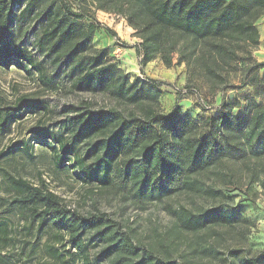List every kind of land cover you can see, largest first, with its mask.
Returning <instances> with one entry per match:
<instances>
[{
  "label": "trees",
  "instance_id": "obj_1",
  "mask_svg": "<svg viewBox=\"0 0 264 264\" xmlns=\"http://www.w3.org/2000/svg\"><path fill=\"white\" fill-rule=\"evenodd\" d=\"M106 1L113 4V9L108 11L123 16L141 40L136 48L141 67L160 56L164 65L171 68L177 56V65L185 64L188 68L186 88L198 91L193 86L198 83L207 87L208 81L214 95L233 88L231 75L239 70L240 62H247L246 77L251 75L253 91L244 101L239 98L224 101L217 115H209L202 121L183 114L181 108L167 116L161 112L159 102L163 94L161 83L141 79L152 86L142 94L138 85L140 79L131 82L124 74L115 76L113 66L105 64L102 56L94 55L90 68L86 67L88 64H78L84 67L77 80L79 87L89 92H111L124 102L128 111L113 107L75 115L68 120V126L73 129L70 141L49 130L39 133L54 140L52 149L57 160L65 165L69 157L74 156L75 168L85 182L107 187L111 184V175L117 173L140 193L149 195L185 193L194 199H224L225 189L216 187L215 182L231 188L229 192L254 183H260L264 190V104L258 102L264 97V77L259 74L264 63L253 57L260 46L256 23L264 16V0ZM5 7L1 1L0 12ZM65 12L66 16L44 37L55 40L54 47L65 48L73 60L79 56L74 25L85 13L73 10L69 2H65ZM9 29L4 20L0 66L8 68L12 58L24 61L44 84H50L41 63L5 41ZM98 29V23L90 25V35ZM105 31L117 37L113 30L107 28ZM247 85L244 80L237 89ZM23 101L24 104L28 102L27 99ZM38 105L41 103H30L33 108ZM238 109L240 113H235ZM137 114L140 118L135 117ZM11 121L0 108V131L8 129ZM10 179L22 189V195L10 204L30 211L33 221H51L59 232L69 236L68 242L78 251L85 249L83 236L93 233L95 238L106 243L101 255L113 257L112 264H178L147 251L140 255L132 239L117 230L106 214L81 216L68 209L62 198L47 189L44 181L38 187L27 181ZM174 214L180 226L193 233L215 225H230L234 218L220 204L198 212L181 207ZM11 242V229L6 223L0 225V259ZM93 263L86 261V264ZM238 264L261 263L255 258H245Z\"/></svg>",
  "mask_w": 264,
  "mask_h": 264
},
{
  "label": "rangeland",
  "instance_id": "obj_2",
  "mask_svg": "<svg viewBox=\"0 0 264 264\" xmlns=\"http://www.w3.org/2000/svg\"><path fill=\"white\" fill-rule=\"evenodd\" d=\"M1 1L6 7L0 12L3 16L0 37L6 20L10 29L5 41L41 63L51 83L44 84L38 73L24 61L12 58L11 66H0V108L12 120L8 129L0 131V225L6 223L13 237L11 245L1 254L0 264H86L87 260L93 264H112L113 258L102 257L106 243L95 238L93 233L83 236L85 249L80 252L68 242L69 236L59 232L51 221H33L30 211L11 205L14 198L22 195V189L11 183V177L38 187L44 181L47 189L62 198L68 209L83 217L106 214L117 230L132 239L140 255L147 251L178 264H238L245 258H255L264 264V190L260 183L229 192L231 188L215 182L216 187L225 189V198L215 201L194 199L185 193H140L117 173L111 175V184L104 187L81 180L74 156H70L65 165L60 163L52 149L54 140L39 135L49 130L70 141L73 129L68 126V120L75 115L113 107L128 111L124 102L117 100L111 92H89L79 87L77 80L84 67L78 64L82 62L90 68L94 55L102 56L105 64L112 65L115 76L124 74L131 82L140 79L138 85L142 94L152 87L142 80L161 83L164 92L159 102L163 114L168 116L181 108L183 114L188 113L198 121L217 115L226 100L239 98L244 101L253 83L251 75L246 77L248 63L240 62L239 70L231 75L233 88L213 95L211 82L207 81V87L196 83L193 87L198 90V95L191 94L186 88L188 68L185 64L177 65V56L171 68L164 65L160 56L141 67V58L136 51L141 40L123 16L108 11L113 9L111 2ZM65 2H69L76 12L85 13V17L74 25L79 56L73 60L65 48L54 47L55 40L44 37L60 18L66 16ZM263 18L256 23L257 27ZM91 23H98L100 29L90 35ZM107 28L114 32L117 29V37L107 33ZM256 56L260 57L261 53L255 51L253 57L258 59ZM259 74L263 78L264 69ZM244 80L248 85L238 90ZM176 88L187 93L176 92ZM23 99L28 102L24 104ZM86 102L90 105H85ZM258 102L263 105L264 97ZM30 103L41 105L33 108ZM235 113H240L239 109ZM135 117L140 118L138 114ZM219 204L234 216L232 224L215 225L193 233L184 230L174 214L181 207L198 212ZM98 256L100 258L95 262Z\"/></svg>",
  "mask_w": 264,
  "mask_h": 264
},
{
  "label": "crops",
  "instance_id": "obj_3",
  "mask_svg": "<svg viewBox=\"0 0 264 264\" xmlns=\"http://www.w3.org/2000/svg\"><path fill=\"white\" fill-rule=\"evenodd\" d=\"M104 18V17H103ZM262 21V23H260V25H258V29H259V31H260V46H259V48L260 49H262V51H259V49L256 51V54H259V52L261 53V56L259 57H257L256 56V58H258L257 60H258V62H264V18H263V20H261ZM109 26V25H108ZM132 30V29H131ZM115 32L118 34V31H117V29H115ZM132 32V31H131ZM151 62H149L148 64H150ZM147 64V65H148ZM146 65V66H147ZM144 68V67H143ZM249 89L251 90V91H247V95H249V94H251L252 93V91H253V89L252 88H250L249 87ZM162 92H164V89H163V87H162ZM246 96V95H245Z\"/></svg>",
  "mask_w": 264,
  "mask_h": 264
},
{
  "label": "built area",
  "instance_id": "obj_4",
  "mask_svg": "<svg viewBox=\"0 0 264 264\" xmlns=\"http://www.w3.org/2000/svg\"><path fill=\"white\" fill-rule=\"evenodd\" d=\"M176 92H180V93H187L188 92H191V94H195V95H198V92L195 90V89H192V90H187V91H184V90H180L178 88L175 89Z\"/></svg>",
  "mask_w": 264,
  "mask_h": 264
}]
</instances>
